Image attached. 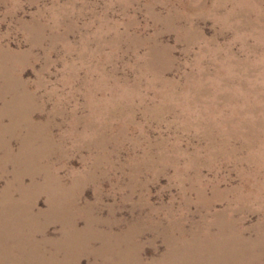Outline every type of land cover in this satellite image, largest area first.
Listing matches in <instances>:
<instances>
[{"label": "rangeland", "instance_id": "1", "mask_svg": "<svg viewBox=\"0 0 264 264\" xmlns=\"http://www.w3.org/2000/svg\"><path fill=\"white\" fill-rule=\"evenodd\" d=\"M206 246L264 264V0H0V264Z\"/></svg>", "mask_w": 264, "mask_h": 264}, {"label": "bare ground", "instance_id": "2", "mask_svg": "<svg viewBox=\"0 0 264 264\" xmlns=\"http://www.w3.org/2000/svg\"><path fill=\"white\" fill-rule=\"evenodd\" d=\"M7 144H3V145H9V143L8 142H6ZM73 227H74V225H73ZM91 229V228H90ZM77 233V232H76ZM240 238V237H239ZM196 240V239H195ZM187 244H185V245H189L188 244V241H185ZM212 245V244H211ZM125 246V245H124ZM212 247H213V245H212ZM216 247V246H215ZM215 247H214V250H216L215 249ZM226 249V248H225ZM127 250H128V255H126V258L127 259H129V260H136V259H134V257H135V255H134V253H131L130 251H129V249H128V247H127ZM198 250H199V248L197 247L196 248V251H197V253H198ZM117 251V250H116ZM202 252H203V255H204V257H203V255H198V259L197 260H193V261H189V262H186L185 264H225L226 262L225 261H217V259H215V260H210V259H208L209 258V256H211V255H213L214 254V252H212V248L210 247V246H206V247H203V249L201 250ZM201 252V253H202ZM168 255H170V254H168ZM172 255V254H171ZM216 255H218L219 256V258L220 257H228V259L231 261V262H234V263H238V262H236V260L237 259H235L234 258V255H233V252L228 248V250H225V251H223V252H218V254H216ZM218 258V259H219ZM196 259V258H195ZM207 259V260H206ZM229 264V263H228Z\"/></svg>", "mask_w": 264, "mask_h": 264}]
</instances>
